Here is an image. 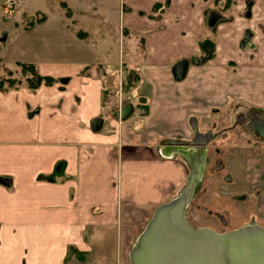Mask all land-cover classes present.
Instances as JSON below:
<instances>
[{"label":"crops","instance_id":"1","mask_svg":"<svg viewBox=\"0 0 264 264\" xmlns=\"http://www.w3.org/2000/svg\"><path fill=\"white\" fill-rule=\"evenodd\" d=\"M225 1L18 0L10 17L28 41L15 63L55 81L0 88V177L10 180L0 182V264H130L159 206L185 187L191 206L207 151L192 145L194 135L227 127L225 112L231 119L254 109L231 113L242 105L227 100L228 90L248 85L227 77L226 66L250 69L264 59V0L249 9L248 0ZM32 37L77 47L66 58ZM206 39L214 48L201 47ZM251 43L258 60L243 51ZM184 59L177 80L173 67ZM129 103L134 111L121 119ZM57 166V179H39ZM250 173L249 194L264 217V162Z\"/></svg>","mask_w":264,"mask_h":264},{"label":"rangeland","instance_id":"2","mask_svg":"<svg viewBox=\"0 0 264 264\" xmlns=\"http://www.w3.org/2000/svg\"><path fill=\"white\" fill-rule=\"evenodd\" d=\"M251 1L248 0L245 9H249ZM225 3H228L227 0ZM17 4L18 0L14 4H10L8 0H0V52L3 53V58L0 57V85L1 88L5 89L27 83L28 77V79L34 77L31 71L20 65L17 67L15 63L16 58L25 53L23 51L25 49L17 50V48L21 47L20 44L24 45L28 41L25 32L14 29L16 23L10 17V13L15 10ZM222 14L227 16L229 12L226 10ZM242 14L245 15L246 10ZM227 17L229 18V15ZM22 23L25 25L27 22ZM31 40L36 45L43 42L54 51L55 49H65L67 51L66 58L73 56L68 52H73L70 48H75L76 45L69 38L64 40L62 38L40 39L39 37H32ZM252 43L243 50L248 56L251 55L249 51L254 49ZM261 56L251 55L250 59L258 60L257 58H261ZM261 61V63L256 62L251 64L252 66L249 65L252 67L250 69H244L246 67L242 68L241 66L240 69L238 65L234 66L231 63L226 66L227 77H239L241 75L243 79H247L244 84L248 85V91L243 90L241 93L228 90L227 100L232 99L231 102L233 103L236 101L235 99H238L241 100L239 103L242 105L232 109L231 113L238 107L244 108L250 105L264 111V59ZM229 108L228 105L227 109L224 108L223 110L228 111ZM226 113H224V120H226L224 124L229 126L233 119H230V115H226ZM235 133L239 132L235 130L226 133L221 141L212 144L211 171L205 178L199 194L195 195L191 206L185 210L186 218L193 227L209 226L217 232H226L257 223L258 226L264 228V217L259 214L256 200L249 194L251 189L250 168L257 160L260 163L264 162V140L254 137L245 129L241 130L238 137L234 135ZM217 147H220V153L215 151ZM221 159L225 163V168L219 172L214 171V166ZM230 178L232 181H228ZM242 179L244 180L242 181ZM245 190L248 192H243Z\"/></svg>","mask_w":264,"mask_h":264},{"label":"water","instance_id":"3","mask_svg":"<svg viewBox=\"0 0 264 264\" xmlns=\"http://www.w3.org/2000/svg\"><path fill=\"white\" fill-rule=\"evenodd\" d=\"M201 47L214 48V43L206 39ZM191 60L199 63L198 57ZM188 65L187 59L174 65L177 80L185 77ZM133 111L134 106L129 103L116 115L127 119ZM103 121L101 117L95 118L93 129L99 130ZM258 127L264 138V126ZM0 182L10 184L9 179L2 177ZM189 201L185 187L177 198L156 209L130 253V264H264V228L253 225L217 232L193 227L185 215Z\"/></svg>","mask_w":264,"mask_h":264},{"label":"flooded vegetation","instance_id":"4","mask_svg":"<svg viewBox=\"0 0 264 264\" xmlns=\"http://www.w3.org/2000/svg\"><path fill=\"white\" fill-rule=\"evenodd\" d=\"M233 119V122L231 123L230 126H216V124L213 125L214 130L209 131L208 133L205 134H196L194 135L191 143L195 147H201V146H206V164H205V173H204V179L207 177L209 172L211 171V147L213 143H218L223 139V135L226 133L233 132L237 130V132H241L242 129H245L249 134L253 135L256 138L264 140L262 136L259 135V125L264 126V112L261 109H256V108H246L244 110L237 111L236 114L231 117ZM239 133H235L236 137H238ZM203 135V136H202ZM218 141V142H217ZM194 143V144H193ZM193 146V147H194ZM215 151L220 153V147H217ZM225 168V163L223 160H219L216 165L214 166V171H222ZM228 181H232V178L228 179ZM258 225L257 223H255ZM255 224H252L255 225ZM205 227V226H203ZM262 227V226H260ZM206 228H211L212 227H206ZM263 228V227H262ZM215 230V229H214Z\"/></svg>","mask_w":264,"mask_h":264},{"label":"trees","instance_id":"5","mask_svg":"<svg viewBox=\"0 0 264 264\" xmlns=\"http://www.w3.org/2000/svg\"><path fill=\"white\" fill-rule=\"evenodd\" d=\"M207 52L208 53H207L206 57H204L205 60L211 59L213 57V53H214L213 50H208ZM19 65L24 67L25 69H28V71H31L34 75L33 78L27 79V83H28L30 88L35 89V88L39 87L43 82L51 84L55 81V79L52 77L41 76L37 72V70L35 69L34 65H32V64L20 63ZM1 87L2 86L0 85V88ZM59 171H60V168H59V166H57L53 173L48 174V175L41 174L38 177H39V179L55 180V179H57L58 176L61 175ZM73 252H76V251L73 248H70V250L68 251V255L66 257V260L69 258V254H71Z\"/></svg>","mask_w":264,"mask_h":264},{"label":"built area","instance_id":"6","mask_svg":"<svg viewBox=\"0 0 264 264\" xmlns=\"http://www.w3.org/2000/svg\"><path fill=\"white\" fill-rule=\"evenodd\" d=\"M17 0H8V2H10V4H14L16 3Z\"/></svg>","mask_w":264,"mask_h":264}]
</instances>
